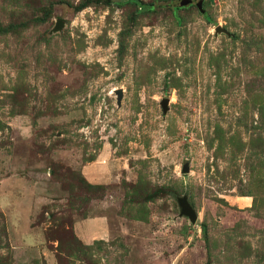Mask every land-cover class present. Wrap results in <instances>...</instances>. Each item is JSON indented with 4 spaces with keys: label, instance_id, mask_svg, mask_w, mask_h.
<instances>
[{
    "label": "rangeland",
    "instance_id": "374dc122",
    "mask_svg": "<svg viewBox=\"0 0 264 264\" xmlns=\"http://www.w3.org/2000/svg\"><path fill=\"white\" fill-rule=\"evenodd\" d=\"M179 1L0 0V264H264V0Z\"/></svg>",
    "mask_w": 264,
    "mask_h": 264
},
{
    "label": "water",
    "instance_id": "95a60500",
    "mask_svg": "<svg viewBox=\"0 0 264 264\" xmlns=\"http://www.w3.org/2000/svg\"><path fill=\"white\" fill-rule=\"evenodd\" d=\"M191 1L192 0H180L179 1V5L180 6H185V5L189 4V3H191ZM200 1H202V0H200ZM198 6L200 7L201 4L198 3ZM62 23H63V21L58 20L54 29L55 30L59 29V27L62 25ZM216 30H223V29L220 26H217ZM116 93H117V101L119 102L121 97H122L121 89H118ZM166 102H167V99H164L161 102L162 109H163L164 112L167 110ZM188 170H189L188 169V165H187V163H185L183 165V172H186ZM176 200H177V203H178V205L180 207V214L187 216L192 222H194L196 220V218H197V215H196L195 210L193 209V207H191V205L188 203L187 196L186 195L177 196Z\"/></svg>",
    "mask_w": 264,
    "mask_h": 264
},
{
    "label": "trees",
    "instance_id": "16d2710c",
    "mask_svg": "<svg viewBox=\"0 0 264 264\" xmlns=\"http://www.w3.org/2000/svg\"><path fill=\"white\" fill-rule=\"evenodd\" d=\"M85 5H86V4H84V5L82 4V5H81V8L84 7Z\"/></svg>",
    "mask_w": 264,
    "mask_h": 264
},
{
    "label": "crops",
    "instance_id": "0c3cea01",
    "mask_svg": "<svg viewBox=\"0 0 264 264\" xmlns=\"http://www.w3.org/2000/svg\"><path fill=\"white\" fill-rule=\"evenodd\" d=\"M83 239H84V237H83ZM84 241L86 242V241H87V239L85 238V239H84Z\"/></svg>",
    "mask_w": 264,
    "mask_h": 264
}]
</instances>
